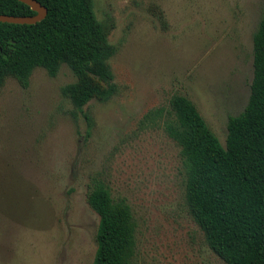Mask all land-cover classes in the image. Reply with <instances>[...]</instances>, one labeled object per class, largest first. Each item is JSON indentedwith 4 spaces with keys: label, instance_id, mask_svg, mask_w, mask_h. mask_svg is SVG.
Here are the masks:
<instances>
[{
    "label": "rangeland",
    "instance_id": "1",
    "mask_svg": "<svg viewBox=\"0 0 264 264\" xmlns=\"http://www.w3.org/2000/svg\"><path fill=\"white\" fill-rule=\"evenodd\" d=\"M92 3L114 47L108 100L75 110L61 93L75 80L66 64L0 85V264H92L96 181L130 207L134 264H226L188 210L180 148L163 125L183 95L225 145L228 117L248 101L264 0Z\"/></svg>",
    "mask_w": 264,
    "mask_h": 264
},
{
    "label": "trees",
    "instance_id": "2",
    "mask_svg": "<svg viewBox=\"0 0 264 264\" xmlns=\"http://www.w3.org/2000/svg\"><path fill=\"white\" fill-rule=\"evenodd\" d=\"M36 1L47 9L42 20L0 22V85L13 76L26 86L34 68L54 77L66 64L75 80L61 93L75 110L91 99L108 100L116 91L108 62L114 47L92 0ZM0 13L36 11L19 0H0ZM252 67L248 101L228 117L224 146L183 95L171 97L163 125L180 148L188 210L226 264H264V7L252 37ZM87 202L99 218L92 264H134L135 222L126 201L114 200L96 181Z\"/></svg>",
    "mask_w": 264,
    "mask_h": 264
},
{
    "label": "water",
    "instance_id": "3",
    "mask_svg": "<svg viewBox=\"0 0 264 264\" xmlns=\"http://www.w3.org/2000/svg\"><path fill=\"white\" fill-rule=\"evenodd\" d=\"M29 5L36 11L35 15L31 16H15L0 13V22L16 23V24H32L42 20L47 13V9L36 0H19Z\"/></svg>",
    "mask_w": 264,
    "mask_h": 264
}]
</instances>
